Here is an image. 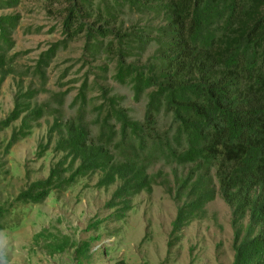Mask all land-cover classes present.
Instances as JSON below:
<instances>
[{
    "label": "trees",
    "instance_id": "16d2710c",
    "mask_svg": "<svg viewBox=\"0 0 264 264\" xmlns=\"http://www.w3.org/2000/svg\"><path fill=\"white\" fill-rule=\"evenodd\" d=\"M18 2L0 1V9ZM71 2L62 22L65 40L81 37L92 57L112 60L114 80L130 89L134 102L144 101V114L141 121L133 120L120 100L104 96V89L102 103L87 100L86 82L67 119L60 112L63 100L52 110L25 100L33 94L17 95L0 133L19 126L0 150L8 155L48 115V141L38 146L37 156L51 149L58 161L44 180L29 183L0 206V231L17 228L26 207L92 176L98 177V189L115 187L107 208L114 209L117 222L131 210L133 198L150 194L160 179L179 204L168 249L179 242L185 226L205 219V207L217 195L231 212L230 264H264V0ZM124 13L146 22L123 30L116 21ZM18 20L0 17V82L13 65L8 54ZM54 52L40 56L43 69ZM150 160L173 165L172 180L150 175ZM5 176L0 172V180ZM54 242L48 247L51 254L74 248L66 239ZM88 246L76 247L75 257L85 258Z\"/></svg>",
    "mask_w": 264,
    "mask_h": 264
},
{
    "label": "rangeland",
    "instance_id": "374dc122",
    "mask_svg": "<svg viewBox=\"0 0 264 264\" xmlns=\"http://www.w3.org/2000/svg\"><path fill=\"white\" fill-rule=\"evenodd\" d=\"M71 3V0H19L14 7L0 9V17L19 18L12 35L13 48L8 54L13 65L7 67L9 74L0 82V122L12 110L16 96L24 94H33L25 100L46 103L52 110L59 109L57 100H63L61 114L65 119L72 117L75 109L71 104L85 82L87 100L102 103L104 89V96L120 100L121 107L133 120H142L145 103L134 102L130 89L114 80V62L105 55L92 57L81 37L65 40L62 22ZM145 22L146 19L129 13L120 15L116 21L123 30ZM53 48L54 56L43 69L40 56ZM151 52L140 64L146 63ZM39 65L44 71L42 76ZM51 124V116H44L34 126L32 135L17 143L8 155L0 150V172H6L0 180V206L13 200L29 183L44 180L58 161L51 149L42 158L37 156L38 146H45L48 141ZM18 126L19 122L14 123L12 128L1 132L0 144ZM148 165L150 175L161 173L162 178L172 180L173 165L160 160H150ZM97 180V176L83 178L68 191L52 194L38 206L26 207V215L17 228L0 231V259L5 260L4 264L231 263V212L219 196L206 205L205 219L185 226L179 242L168 249L171 223L179 204L160 179L150 194L141 193L133 198L131 210L117 222L113 221L114 209L107 208L115 187L98 189ZM100 221L103 223L95 231L88 230L90 224ZM54 239L69 240L74 248L51 254L48 247L55 244ZM83 242L89 243L86 257H75V248Z\"/></svg>",
    "mask_w": 264,
    "mask_h": 264
}]
</instances>
